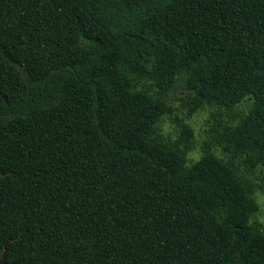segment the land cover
I'll use <instances>...</instances> for the list:
<instances>
[{"label":"trees","instance_id":"16d2710c","mask_svg":"<svg viewBox=\"0 0 264 264\" xmlns=\"http://www.w3.org/2000/svg\"><path fill=\"white\" fill-rule=\"evenodd\" d=\"M178 81L184 116L230 110L191 167L185 117L157 128ZM242 164L264 168V0H0L4 262L264 264Z\"/></svg>","mask_w":264,"mask_h":264},{"label":"rangeland","instance_id":"374dc122","mask_svg":"<svg viewBox=\"0 0 264 264\" xmlns=\"http://www.w3.org/2000/svg\"><path fill=\"white\" fill-rule=\"evenodd\" d=\"M167 103H169L172 107V113L169 116H164L157 126L158 131L162 134H169L170 136H174V124L173 117L175 114L178 116L185 117L188 124L192 127L193 130V140L194 147L191 151H196L199 154V148L202 145L203 141L208 138V131H213L212 126L215 122V112H221L222 115L227 116L230 110H225L222 108H216L215 106L204 105L202 108L197 109L195 112L191 113L189 116H184V112L186 110V105L182 104L183 100H187L186 90L184 88V84L180 81L175 83L174 89L167 95L166 97ZM247 100H243L240 102L237 107L245 105ZM171 117V120H169ZM167 124L168 131L163 132L164 125ZM217 151V149H216ZM238 160V159H237ZM190 161V160H189ZM242 173L249 177L253 182L260 186L256 188L254 192V200L257 203V211L253 214V217L258 213L259 208L262 204H264V168H246L245 165L239 166ZM256 220V219H255ZM258 221V220H256ZM259 222V221H258ZM264 229V226H262Z\"/></svg>","mask_w":264,"mask_h":264},{"label":"clouds","instance_id":"9594fccd","mask_svg":"<svg viewBox=\"0 0 264 264\" xmlns=\"http://www.w3.org/2000/svg\"><path fill=\"white\" fill-rule=\"evenodd\" d=\"M250 106V105H249ZM245 111H247V109H245ZM238 121H234L233 123H237ZM168 128H167V124L164 125L163 127V132H167ZM200 159V156L198 154V152L196 151H190L188 152L187 156H186V162H185V167H191V164L188 163V160H191L193 162L198 161ZM257 168H260L261 165L257 164L256 165ZM253 219H256L259 221V224L264 226V204H262L259 208L258 213L255 215V217L253 216H249V218L246 221V224L250 227L253 224Z\"/></svg>","mask_w":264,"mask_h":264},{"label":"water","instance_id":"95a60500","mask_svg":"<svg viewBox=\"0 0 264 264\" xmlns=\"http://www.w3.org/2000/svg\"><path fill=\"white\" fill-rule=\"evenodd\" d=\"M3 258H4V250L2 251V253L0 255V263H6V262H4V259Z\"/></svg>","mask_w":264,"mask_h":264},{"label":"flooded vegetation","instance_id":"af4514ba","mask_svg":"<svg viewBox=\"0 0 264 264\" xmlns=\"http://www.w3.org/2000/svg\"><path fill=\"white\" fill-rule=\"evenodd\" d=\"M0 264H6V263H0Z\"/></svg>","mask_w":264,"mask_h":264}]
</instances>
